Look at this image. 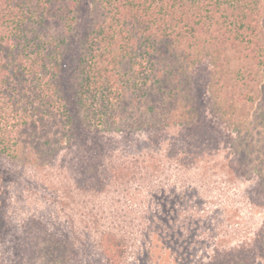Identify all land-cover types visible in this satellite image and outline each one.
<instances>
[{"label": "trees", "instance_id": "1", "mask_svg": "<svg viewBox=\"0 0 264 264\" xmlns=\"http://www.w3.org/2000/svg\"><path fill=\"white\" fill-rule=\"evenodd\" d=\"M208 110L237 133L233 171L264 188V0H0V155L12 162L48 167L80 131L179 128L203 140ZM78 149L80 174L95 173V148ZM4 194L0 182V214ZM103 239L116 264L125 239ZM42 243L41 264L63 262L58 240ZM213 252L201 264H264V225Z\"/></svg>", "mask_w": 264, "mask_h": 264}, {"label": "rangeland", "instance_id": "2", "mask_svg": "<svg viewBox=\"0 0 264 264\" xmlns=\"http://www.w3.org/2000/svg\"><path fill=\"white\" fill-rule=\"evenodd\" d=\"M205 114L203 140L179 128L80 131L45 168L0 155V264H41L33 254L49 235L62 246L60 264H106L109 232L125 239L116 264H201L215 249L245 245L264 225V188L257 174L233 171L237 133ZM79 144L95 148V173L80 174Z\"/></svg>", "mask_w": 264, "mask_h": 264}]
</instances>
